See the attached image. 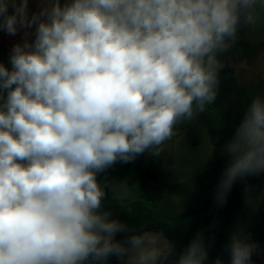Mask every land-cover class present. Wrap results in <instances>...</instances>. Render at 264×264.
<instances>
[{"label": "clouds", "instance_id": "clouds-1", "mask_svg": "<svg viewBox=\"0 0 264 264\" xmlns=\"http://www.w3.org/2000/svg\"><path fill=\"white\" fill-rule=\"evenodd\" d=\"M0 0V32L21 33L0 62V264H208L197 232L179 253L104 207L117 163L159 157L182 123L213 105L220 59L264 20V0ZM216 186L264 174V95L244 110ZM246 206L264 191L246 184ZM124 234L117 239V234ZM228 264L260 251L244 225ZM213 264H224L217 257Z\"/></svg>", "mask_w": 264, "mask_h": 264}, {"label": "rangeland", "instance_id": "rangeland-1", "mask_svg": "<svg viewBox=\"0 0 264 264\" xmlns=\"http://www.w3.org/2000/svg\"><path fill=\"white\" fill-rule=\"evenodd\" d=\"M239 36V42L220 57L227 66L220 73L216 102L192 122L179 125L180 132L165 142L159 157L145 153L134 162L117 163L99 176L101 181L117 184L114 193L106 190L103 202L112 218L133 229L147 223L177 226L180 237L173 241L177 252L201 232L208 246V264L217 257L228 264L224 246L238 224L244 225L259 245L254 264H264V196L253 211L246 206L244 192L246 184L254 186L257 193L264 191V174L238 179L223 206L214 199L229 163L223 146L232 138L253 97L264 95V20L254 30L242 29ZM143 172L148 173L151 184L167 187L162 200L151 202L143 197L139 185Z\"/></svg>", "mask_w": 264, "mask_h": 264}, {"label": "trees", "instance_id": "trees-1", "mask_svg": "<svg viewBox=\"0 0 264 264\" xmlns=\"http://www.w3.org/2000/svg\"><path fill=\"white\" fill-rule=\"evenodd\" d=\"M180 132V127H178V132ZM139 185L142 191V195L145 199L151 202H158L163 199L165 191L167 189L164 185H153L149 181V175L147 172L140 174ZM137 232L142 231H153L162 234V236L176 241L180 237V229L175 225H160L155 223H147L142 228L135 229ZM124 234H117V239H122ZM179 253V252H177ZM109 261L112 264H120L116 257H110Z\"/></svg>", "mask_w": 264, "mask_h": 264}, {"label": "crops", "instance_id": "crops-1", "mask_svg": "<svg viewBox=\"0 0 264 264\" xmlns=\"http://www.w3.org/2000/svg\"><path fill=\"white\" fill-rule=\"evenodd\" d=\"M35 7V3L30 0V8L34 10ZM21 35V33H18L16 36H9L0 32V62H3L8 67H10V65H8L9 51L15 43L21 42Z\"/></svg>", "mask_w": 264, "mask_h": 264}]
</instances>
